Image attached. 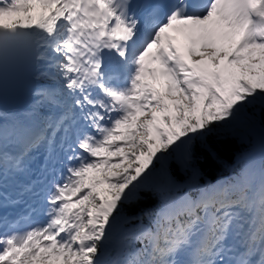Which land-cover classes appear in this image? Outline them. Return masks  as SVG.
<instances>
[{
    "label": "snow or ice",
    "instance_id": "6c2138e0",
    "mask_svg": "<svg viewBox=\"0 0 264 264\" xmlns=\"http://www.w3.org/2000/svg\"><path fill=\"white\" fill-rule=\"evenodd\" d=\"M0 264H264V0H0Z\"/></svg>",
    "mask_w": 264,
    "mask_h": 264
},
{
    "label": "trees",
    "instance_id": "16d2710c",
    "mask_svg": "<svg viewBox=\"0 0 264 264\" xmlns=\"http://www.w3.org/2000/svg\"><path fill=\"white\" fill-rule=\"evenodd\" d=\"M251 145L241 144L232 137L225 136L223 139L219 137V140L214 144L215 158L203 152L200 154L205 180L215 183L217 177L230 175L234 169L242 164V158ZM147 206H150L149 201L137 206L136 211L139 212Z\"/></svg>",
    "mask_w": 264,
    "mask_h": 264
},
{
    "label": "water",
    "instance_id": "95a60500",
    "mask_svg": "<svg viewBox=\"0 0 264 264\" xmlns=\"http://www.w3.org/2000/svg\"><path fill=\"white\" fill-rule=\"evenodd\" d=\"M38 87V82H27L17 90L9 91L5 98V106L11 110L27 111L34 102L32 90Z\"/></svg>",
    "mask_w": 264,
    "mask_h": 264
},
{
    "label": "rangeland",
    "instance_id": "374dc122",
    "mask_svg": "<svg viewBox=\"0 0 264 264\" xmlns=\"http://www.w3.org/2000/svg\"><path fill=\"white\" fill-rule=\"evenodd\" d=\"M223 63V62H222ZM156 84V87L159 88L160 87V82L159 80L154 82ZM232 137L234 139H236L238 142H240L241 144H245V145H250L252 144L254 141H251L248 139V137H244V138H238L237 136H229L227 133L223 134L220 136L221 139H223L224 137ZM258 140V136L255 138Z\"/></svg>",
    "mask_w": 264,
    "mask_h": 264
},
{
    "label": "bare ground",
    "instance_id": "6f19581e",
    "mask_svg": "<svg viewBox=\"0 0 264 264\" xmlns=\"http://www.w3.org/2000/svg\"><path fill=\"white\" fill-rule=\"evenodd\" d=\"M239 138V137H238Z\"/></svg>",
    "mask_w": 264,
    "mask_h": 264
}]
</instances>
